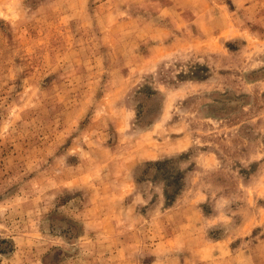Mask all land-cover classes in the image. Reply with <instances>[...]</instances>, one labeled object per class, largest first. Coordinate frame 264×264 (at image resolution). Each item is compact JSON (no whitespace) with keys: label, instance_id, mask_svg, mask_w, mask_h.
<instances>
[{"label":"rangeland","instance_id":"obj_1","mask_svg":"<svg viewBox=\"0 0 264 264\" xmlns=\"http://www.w3.org/2000/svg\"><path fill=\"white\" fill-rule=\"evenodd\" d=\"M0 264H264V0H0Z\"/></svg>","mask_w":264,"mask_h":264}]
</instances>
